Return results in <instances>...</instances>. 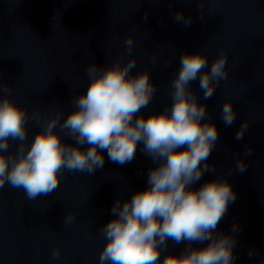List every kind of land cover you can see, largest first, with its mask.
<instances>
[{"label": "clouds", "instance_id": "clouds-1", "mask_svg": "<svg viewBox=\"0 0 264 264\" xmlns=\"http://www.w3.org/2000/svg\"><path fill=\"white\" fill-rule=\"evenodd\" d=\"M147 16V14H146ZM174 19L191 24L177 12ZM134 37L125 44L132 50ZM227 54L212 62L210 70L206 55L182 54L180 68L171 81L173 103L170 108L153 112L147 117L137 115L146 108L156 93L148 71L130 75L136 66L135 58L121 65L119 61L109 67L95 63L87 68L90 83L86 91L75 97V109L63 123L62 112L44 122L30 146L26 145L29 119L27 110L15 103L9 95L0 97V189L9 183L22 188L29 200L49 195L59 186L61 173L68 171L92 174L102 168L104 158L98 149L107 150L110 161L125 164L134 159L138 143L151 157L156 167L148 172L147 188L137 191L121 203L117 199L111 207L114 217L101 227L106 244L99 256V264H233V249L237 243L233 225L232 234L216 233L219 222L228 211L236 194L226 179L205 182L198 189L192 186L203 175L214 170L208 159L219 139L215 124L206 121V106L198 104L191 82L199 77V87L205 100L214 95L222 79L228 77ZM4 91L10 90L0 85ZM40 123V112L32 113ZM226 126L236 120L231 100L221 109ZM75 140L74 145L62 141L55 130L57 125ZM249 124L244 121L235 139L242 140ZM19 141L14 154L6 155L9 141ZM88 145L87 150L81 146ZM253 148H245L251 155ZM236 169L243 173L247 164L237 161ZM74 214L69 212L65 223L70 224ZM187 242L181 254H168L161 261V250L167 241ZM207 244L194 248L193 244ZM256 250H250L253 257ZM60 250L54 249L53 258Z\"/></svg>", "mask_w": 264, "mask_h": 264}]
</instances>
